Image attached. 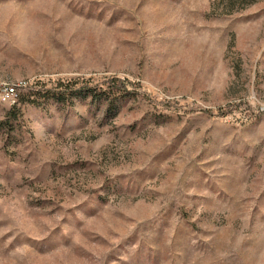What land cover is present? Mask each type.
Wrapping results in <instances>:
<instances>
[{"label": "rangeland", "instance_id": "rangeland-1", "mask_svg": "<svg viewBox=\"0 0 264 264\" xmlns=\"http://www.w3.org/2000/svg\"><path fill=\"white\" fill-rule=\"evenodd\" d=\"M5 86L0 264H264V0H0Z\"/></svg>", "mask_w": 264, "mask_h": 264}, {"label": "trees", "instance_id": "trees-1", "mask_svg": "<svg viewBox=\"0 0 264 264\" xmlns=\"http://www.w3.org/2000/svg\"><path fill=\"white\" fill-rule=\"evenodd\" d=\"M108 91H116L118 93L117 96H119L122 99H127L129 97H132L136 93V89H130L128 88V83L125 81H118L116 79H110L106 83ZM99 90L98 87L94 85H90L88 83H81L78 86H75V84H65L60 85L57 84L56 86L46 89L43 94L45 93L50 99H52L56 104H64V103H71L74 100H88L89 103H101L106 101V98L104 97V93ZM21 97L17 100H19ZM106 104L105 107V113H110V105Z\"/></svg>", "mask_w": 264, "mask_h": 264}, {"label": "built area", "instance_id": "built-area-1", "mask_svg": "<svg viewBox=\"0 0 264 264\" xmlns=\"http://www.w3.org/2000/svg\"><path fill=\"white\" fill-rule=\"evenodd\" d=\"M17 99V91L13 86H5L0 89V105H11Z\"/></svg>", "mask_w": 264, "mask_h": 264}]
</instances>
